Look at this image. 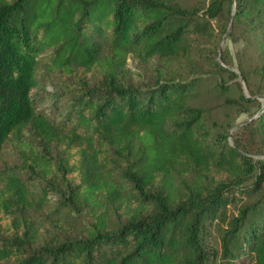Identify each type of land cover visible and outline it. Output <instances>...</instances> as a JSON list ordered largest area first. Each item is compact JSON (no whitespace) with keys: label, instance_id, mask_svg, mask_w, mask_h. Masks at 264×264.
Masks as SVG:
<instances>
[{"label":"trees","instance_id":"16d2710c","mask_svg":"<svg viewBox=\"0 0 264 264\" xmlns=\"http://www.w3.org/2000/svg\"><path fill=\"white\" fill-rule=\"evenodd\" d=\"M226 32L257 59L228 100L255 106L233 143L190 104L201 76L168 67L197 59L224 91ZM129 56L163 70L134 82ZM39 64L72 81L58 117L37 107ZM8 143L0 264H264V0H0V159Z\"/></svg>","mask_w":264,"mask_h":264},{"label":"rangeland","instance_id":"374dc122","mask_svg":"<svg viewBox=\"0 0 264 264\" xmlns=\"http://www.w3.org/2000/svg\"><path fill=\"white\" fill-rule=\"evenodd\" d=\"M180 1L185 3L194 2V0ZM213 24L217 28V21H213ZM191 40H195L196 43L200 45L205 43V39L202 37L192 38ZM223 57H226L230 61L231 64L228 65L229 69L236 72L238 75L236 78H231L226 74L221 76V81L225 82V87H227L224 88V91L216 85V81L219 77L214 75L210 70H207V67L199 65L197 59L191 62L183 61V59L176 60L168 67L185 76L189 75L192 71L196 74L195 77L198 75L201 76L200 83L197 87V96L191 100L190 104L206 109L205 126L214 136L222 129H225L226 124L232 125L227 129V132L229 133V142L233 143L232 134L254 116L255 106L251 107L247 106V104L239 105L235 102L231 103L228 100L229 98L238 100L241 92L245 96L249 95L243 78L242 80L240 79L241 73L238 67L240 63H242L246 68H252L256 64L257 59L254 49L244 44L239 34L228 36L227 32L222 35L218 43L217 59L219 63H223ZM126 68L129 69L126 76L134 82L152 80L154 76H157L159 71L162 72L161 70H163L158 64L157 59L142 63L133 59L131 56L127 58ZM37 79L38 85L32 89V93L35 94L38 99L37 107L39 109H44L54 117H58L60 113H65L68 108V94L72 91H66L63 84L72 83L69 79V75H64L59 71H54L50 74L45 70L42 64H39ZM93 81H95L94 77H92L91 83ZM238 82L242 87L241 92L237 87ZM238 101L240 102V100ZM0 160L6 163H10L14 160V153L9 143L6 145L4 156ZM52 208L53 202H50L47 207L38 211V217L45 218ZM66 219L75 232L82 231L84 227V218L72 216L66 217ZM4 222L5 221H2V223ZM43 234L46 235V232H43Z\"/></svg>","mask_w":264,"mask_h":264},{"label":"water","instance_id":"95a60500","mask_svg":"<svg viewBox=\"0 0 264 264\" xmlns=\"http://www.w3.org/2000/svg\"><path fill=\"white\" fill-rule=\"evenodd\" d=\"M240 79L242 80V77H241V75H240Z\"/></svg>","mask_w":264,"mask_h":264}]
</instances>
